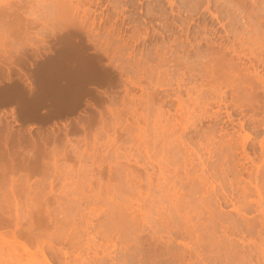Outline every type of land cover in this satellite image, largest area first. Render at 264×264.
I'll use <instances>...</instances> for the list:
<instances>
[{"label":"rangeland","instance_id":"374dc122","mask_svg":"<svg viewBox=\"0 0 264 264\" xmlns=\"http://www.w3.org/2000/svg\"><path fill=\"white\" fill-rule=\"evenodd\" d=\"M0 264H264V0H0Z\"/></svg>","mask_w":264,"mask_h":264},{"label":"bare ground","instance_id":"6f19581e","mask_svg":"<svg viewBox=\"0 0 264 264\" xmlns=\"http://www.w3.org/2000/svg\"><path fill=\"white\" fill-rule=\"evenodd\" d=\"M57 2V1H56Z\"/></svg>","mask_w":264,"mask_h":264}]
</instances>
